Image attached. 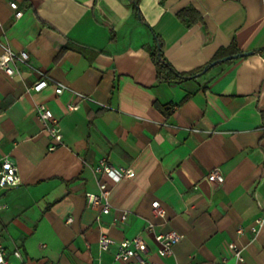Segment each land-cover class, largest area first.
<instances>
[{"label": "crops", "instance_id": "1", "mask_svg": "<svg viewBox=\"0 0 264 264\" xmlns=\"http://www.w3.org/2000/svg\"><path fill=\"white\" fill-rule=\"evenodd\" d=\"M0 24V42L29 55L13 76L0 71V162L20 175L0 188V236L21 253L14 264H124L115 245L99 251L101 232L141 236L155 264H264V224L253 231L264 215V0H138V15L132 0H0ZM151 30L180 74L235 49L253 53L159 80ZM41 72L49 84L30 90ZM54 82L66 89L57 94ZM37 103L61 129L53 150ZM102 158L133 176L95 172ZM214 167L220 184L208 179ZM100 181L107 214L86 201ZM148 222L182 236L172 255L157 253Z\"/></svg>", "mask_w": 264, "mask_h": 264}, {"label": "built area", "instance_id": "2", "mask_svg": "<svg viewBox=\"0 0 264 264\" xmlns=\"http://www.w3.org/2000/svg\"><path fill=\"white\" fill-rule=\"evenodd\" d=\"M9 6L14 10V15L19 18L23 11L18 8L15 1H10ZM1 25V24H0ZM3 52L0 55V71L5 73L7 76H13L16 73L15 64L25 63L29 57L28 53L24 50L14 51L8 43L0 42ZM50 79L45 73H40L37 80L33 82L30 87L32 91H40L47 87ZM55 83V92L57 94L61 93L66 86L59 82ZM80 100L87 99L88 96L82 93H77ZM69 109H77L78 104H68ZM35 110L38 119L40 120L44 131L52 139V143L49 146V150L56 148L58 144L62 142L61 129L58 125L57 120L53 117L52 111L43 103H37L35 105ZM94 171L97 173H102L107 175L113 181L118 182L122 178L132 177L134 171L131 167L126 166H114L102 158L99 163L94 167ZM208 179L217 184H220L224 180V175L219 167L212 168L208 174ZM20 183V175L18 168L14 162L9 158H4L0 162V188H7L16 186ZM98 193L88 192L86 194L87 204L91 207L101 205V212L107 214L110 211V188L105 182H98ZM152 210L156 216L163 217L165 215V210L161 205L159 200H154L152 202ZM4 208V204L0 202V210ZM70 221V218L67 220ZM264 224V215L259 216L256 219V226L253 231L257 232L259 227ZM146 230L153 232V237L157 243V253L160 256H169L173 254V245L181 239V235L174 230L167 232H156L154 231V224L148 222L146 225ZM241 232V229H239ZM115 245V250L113 252V258L116 261L122 262L124 264H155L148 254V246L143 238L139 235L133 236L131 238H124L119 241H115L105 232H101L98 239L99 251H106L110 246ZM232 250L233 256L238 260L242 261L243 257L241 254L242 249L235 243L229 244ZM17 258L21 257V253L18 248H14L11 252L5 247L3 240L0 236V264H14L10 256ZM97 264H103L102 262H97Z\"/></svg>", "mask_w": 264, "mask_h": 264}, {"label": "trees", "instance_id": "3", "mask_svg": "<svg viewBox=\"0 0 264 264\" xmlns=\"http://www.w3.org/2000/svg\"><path fill=\"white\" fill-rule=\"evenodd\" d=\"M134 3V11L138 15V0H132ZM151 33L155 36L153 31L151 30ZM159 46V48H158ZM239 50L235 49L233 51L228 53H222L221 55H229V54H235L238 53ZM150 53L153 58V61L156 65L157 69V76L159 80H165V81H181L190 77H193L195 74H197L199 71H201L203 68H199L196 71L188 72L185 74H180L176 72L173 67L168 63V61L163 57L162 54V42L159 39L158 36H155V43L152 47H150ZM218 59V58H216ZM209 63H207L205 66H207ZM262 117H264V112H262Z\"/></svg>", "mask_w": 264, "mask_h": 264}, {"label": "water", "instance_id": "4", "mask_svg": "<svg viewBox=\"0 0 264 264\" xmlns=\"http://www.w3.org/2000/svg\"><path fill=\"white\" fill-rule=\"evenodd\" d=\"M158 48H159V46H158ZM252 53H253V51H243V52H238V53L231 54V55L225 56L223 58L214 60V61L210 62L207 66H204L201 72L205 71L209 66L215 65L218 62L226 61V60H229V59H234V58L242 57V56H246V55H250Z\"/></svg>", "mask_w": 264, "mask_h": 264}]
</instances>
